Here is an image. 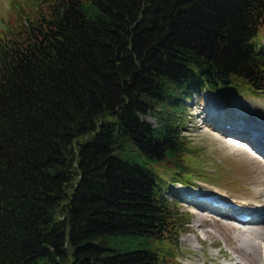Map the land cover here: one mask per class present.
<instances>
[{"label":"trees","instance_id":"trees-1","mask_svg":"<svg viewBox=\"0 0 264 264\" xmlns=\"http://www.w3.org/2000/svg\"><path fill=\"white\" fill-rule=\"evenodd\" d=\"M27 12L0 40V264H172L189 218L161 172L196 170L185 101L264 92V0Z\"/></svg>","mask_w":264,"mask_h":264},{"label":"rangeland","instance_id":"rangeland-1","mask_svg":"<svg viewBox=\"0 0 264 264\" xmlns=\"http://www.w3.org/2000/svg\"><path fill=\"white\" fill-rule=\"evenodd\" d=\"M13 1L0 0V40L14 37L19 17L21 19L27 11L35 8V0ZM258 39L264 43V27ZM185 102L190 114L183 133L192 147L187 157L196 170L190 172L189 182L169 177L166 171L161 172L169 178L170 188L166 193L177 200L178 210L183 212L181 219L189 218L187 225L179 231L177 242L172 239V233L166 238V246L172 251L170 261L172 264H224L225 260L229 264H264V238L257 237V240L252 236L251 242L247 241L251 239L249 235L243 233V228L264 229V221L245 222L242 226L234 220L222 219L208 209L194 206L189 200L202 198L188 195L207 188L225 190L234 200L244 204V207L233 211L234 215L241 212L256 213L257 216L263 214L264 154L254 147L250 139L231 134L229 128L234 130L236 124H242L254 132L251 127L264 126V123L247 120L252 110L264 115V92L236 93L227 101L203 90L188 97ZM145 117L156 123L150 113ZM240 144L244 150L238 148ZM193 242L199 246L195 247Z\"/></svg>","mask_w":264,"mask_h":264},{"label":"bare ground","instance_id":"bare-ground-1","mask_svg":"<svg viewBox=\"0 0 264 264\" xmlns=\"http://www.w3.org/2000/svg\"><path fill=\"white\" fill-rule=\"evenodd\" d=\"M254 111L252 110L251 111V113H249L248 115H247V120L248 119H250L251 121H252V123H264V115L263 114H261V113H259V111L258 112H255V113H253ZM242 122V121H241ZM245 125H242V124H240V125H238V124H236V126H234L233 128H235V129H237V130H232V128H229V132L231 133V134H235V136H239V137H246V138H248V139H250L251 141H252V143L254 144V147L257 149V150H259L262 154H264V126H255L256 128H254V127H251L253 130H255L254 132L253 131H251L250 130V128H248V127H246V129H245ZM244 128V129H243ZM225 131H227V130H225ZM257 131V132H256ZM251 133V134H250ZM253 138V139H252ZM262 144V145H261ZM239 146H241V147H238V148H241V150L243 149V146L240 144ZM244 150V149H243ZM247 152V151H246ZM248 153V152H247ZM250 156V155H249ZM264 179V178H263ZM262 179V180H263ZM263 186H264V184H263ZM261 187V186H260ZM259 190H261V189H259ZM261 191H263V190H261ZM195 192V191H194ZM198 193L200 194H205V193H215V194H217V196L219 197V198H226L228 201L229 200H231L230 202H232L231 203V205L233 206L232 208L233 209H235L236 208V206H234L235 204H239L240 206L241 205H243V203H241V202H237L236 200H234V198L233 197H231V195L229 194V193H227L225 190H221V189H211V188H208V189H200V190H198ZM264 193V192H263ZM245 201V200H244ZM189 202L190 203H194L195 205L194 206H198V207H200V208H203V209H208V210H210V211H212L214 214H216V215H218V216H220L222 219L223 218H227V219H231V218H233V216H234V214L233 213H231V212H229V211H232V210H229V209H227V207H225L224 205H221V206H217L216 204L217 203H214V205L213 204H211L210 202H204V201H200V200H195V199H190L189 200ZM210 206H209V205ZM200 205V206H199ZM260 205V204H259ZM246 206V208H248V206H247V204L245 205ZM252 206V205H251ZM244 207V206H243ZM221 209H225V210H221ZM256 217H257V219H256ZM264 221V212H263V214H258V216H257V214L256 213H254V215H252V217L251 218H249V220L248 221H246V222H257V223H262ZM247 224V223H246ZM243 226V225H242ZM255 230H259V232L258 231H255ZM243 233L244 234H248L249 235V237L248 238H251L252 236H253V238H255V239H257V237L259 238H264V229H256V228H254V229H250V228H243ZM191 236H193V235H191ZM191 236H189V237H191ZM189 237H188V239H189ZM247 237V236H246ZM243 238H244V235H243ZM253 238H251V239H247V241L248 240H251V242L253 241ZM258 240V239H257ZM248 243H250V242H248ZM253 243H255V242H253ZM193 245L195 246V247H198L199 246V244L198 243H194L193 242ZM212 251H214V252H218V251H216V250H212ZM224 264H229V262L227 261V260H225L224 261Z\"/></svg>","mask_w":264,"mask_h":264}]
</instances>
